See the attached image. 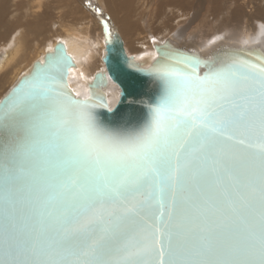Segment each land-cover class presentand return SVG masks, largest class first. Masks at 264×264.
<instances>
[{
	"label": "snow or ice",
	"instance_id": "1",
	"mask_svg": "<svg viewBox=\"0 0 264 264\" xmlns=\"http://www.w3.org/2000/svg\"><path fill=\"white\" fill-rule=\"evenodd\" d=\"M188 63L153 70L165 94L139 129L100 125L54 77L4 106L0 264H264V69Z\"/></svg>",
	"mask_w": 264,
	"mask_h": 264
},
{
	"label": "bare ground",
	"instance_id": "2",
	"mask_svg": "<svg viewBox=\"0 0 264 264\" xmlns=\"http://www.w3.org/2000/svg\"><path fill=\"white\" fill-rule=\"evenodd\" d=\"M107 26L136 59L152 60L155 44L170 39L200 52L264 48V0H0V100L60 40L76 61L69 84L86 98L105 67ZM106 92L114 108L120 88L110 80Z\"/></svg>",
	"mask_w": 264,
	"mask_h": 264
},
{
	"label": "water",
	"instance_id": "3",
	"mask_svg": "<svg viewBox=\"0 0 264 264\" xmlns=\"http://www.w3.org/2000/svg\"><path fill=\"white\" fill-rule=\"evenodd\" d=\"M105 67L95 74L89 83V95L84 98L77 94L69 84L70 68L76 64L68 52L65 42L59 41L54 50L46 53L43 59L34 62L18 82L0 100V140L11 138L12 121L5 120L4 106L14 101L21 102L29 86L45 77H54L55 83L46 82L73 100L87 102L88 110L96 117L100 125L121 130L142 128L151 119V109L157 105L165 94L164 82L153 71L161 65H169L182 72H192L189 61L198 60L195 66L198 75H205L212 70L231 71L238 77L252 70L264 69V48L259 44L237 46L221 43L207 52H200L192 46L180 45L170 39L155 44L156 56L151 60L146 57L136 59L129 55L122 36L107 26L105 29ZM220 43V42H219ZM110 80L120 88V97L114 108L109 105L106 90ZM240 133L237 132V135ZM146 191H152L151 187ZM2 181H0V209L3 201ZM158 198V197H157ZM158 214L155 202L145 209V219ZM150 223V221H149Z\"/></svg>",
	"mask_w": 264,
	"mask_h": 264
}]
</instances>
